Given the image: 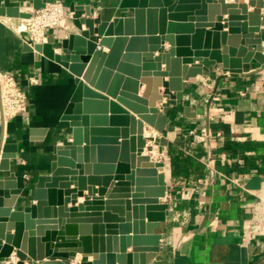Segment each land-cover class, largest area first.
<instances>
[{
  "label": "water",
  "instance_id": "water-1",
  "mask_svg": "<svg viewBox=\"0 0 264 264\" xmlns=\"http://www.w3.org/2000/svg\"><path fill=\"white\" fill-rule=\"evenodd\" d=\"M26 1L0 0V16L29 18L31 12L21 9ZM31 2L34 9L45 5ZM263 5L121 0L119 8L132 14L112 19L72 5L75 31L60 45L53 36L25 42L26 51L74 75L76 87L61 116L71 133L53 146L51 173L38 178L32 203L23 204L15 173L0 179V264L14 250L18 261L12 264H70L77 253L79 264H149L160 250L162 234L155 229L169 208L160 200L168 189L165 161L151 155L157 144L169 143L171 107L184 100L191 78L215 74L212 67L238 75L253 59L264 64ZM184 110L197 115L190 105ZM146 124L154 129L147 136ZM30 133L40 140L47 130ZM147 140L153 145L147 147ZM18 150V143L3 144L0 170H10ZM79 197L84 201L77 203ZM207 216L208 208L193 231Z\"/></svg>",
  "mask_w": 264,
  "mask_h": 264
},
{
  "label": "crops",
  "instance_id": "crops-1",
  "mask_svg": "<svg viewBox=\"0 0 264 264\" xmlns=\"http://www.w3.org/2000/svg\"><path fill=\"white\" fill-rule=\"evenodd\" d=\"M61 1L72 16V5L91 8L104 19L132 14L130 9L119 8L121 0ZM241 1L248 4V0ZM21 9L30 12L31 0L22 2ZM253 9L249 6L250 11ZM261 10L264 47V5ZM228 16L223 14L224 20ZM20 23L21 18L0 16V68L14 74L30 97L28 111L0 124V150L5 143L19 144L10 170H0V179L15 173L17 185L23 188V204L27 205L34 201L38 178L51 173L56 158L53 146L70 136L71 127L61 116L76 84L64 66L24 49L26 31L18 29ZM73 31L74 26L69 30L50 28L47 36L55 37L60 45ZM165 46L168 48L169 43ZM212 69L215 74L188 81L184 100L171 107L165 133L169 143L157 144L151 155L165 161L161 172L166 175L168 189L160 200L168 202L169 208L166 220L155 229L162 234L160 250L149 264H264V223L259 231L247 230L257 212L264 209L259 206L264 199V64L253 59L238 75H229L221 65ZM31 76L36 83L30 82ZM187 105L196 112L195 117L186 115ZM32 128H46L44 139L34 137ZM145 130L154 129L146 124ZM151 145L153 141L147 140V147ZM178 153L194 162L180 175L172 165V157ZM83 201L84 197L77 199V203ZM206 208L208 216L202 228L193 231L204 220ZM10 258L4 264L18 261L15 250ZM81 259L82 254L77 253L68 262L79 264ZM25 264H29L27 260Z\"/></svg>",
  "mask_w": 264,
  "mask_h": 264
},
{
  "label": "built area",
  "instance_id": "built-area-1",
  "mask_svg": "<svg viewBox=\"0 0 264 264\" xmlns=\"http://www.w3.org/2000/svg\"><path fill=\"white\" fill-rule=\"evenodd\" d=\"M30 12L29 18H21L18 29L26 31L24 41L31 45L46 42L47 30L50 28L69 30L74 26L73 16L66 11L61 0L45 2L43 7L33 8ZM29 80L31 83L37 82L34 76ZM29 106L30 97L27 89L19 83L14 74L0 68V124L28 111ZM259 206L264 207V199L260 200ZM263 223L264 209L257 212L247 229L248 232L261 230Z\"/></svg>",
  "mask_w": 264,
  "mask_h": 264
},
{
  "label": "trees",
  "instance_id": "trees-1",
  "mask_svg": "<svg viewBox=\"0 0 264 264\" xmlns=\"http://www.w3.org/2000/svg\"><path fill=\"white\" fill-rule=\"evenodd\" d=\"M193 159L189 156H185L183 153H178L172 157V165L175 174L180 175L182 172L186 171L189 166L193 165Z\"/></svg>",
  "mask_w": 264,
  "mask_h": 264
},
{
  "label": "bare ground",
  "instance_id": "bare-ground-1",
  "mask_svg": "<svg viewBox=\"0 0 264 264\" xmlns=\"http://www.w3.org/2000/svg\"><path fill=\"white\" fill-rule=\"evenodd\" d=\"M145 135H146V136L149 135V131H146V130H145ZM144 152H145V151H144Z\"/></svg>",
  "mask_w": 264,
  "mask_h": 264
}]
</instances>
